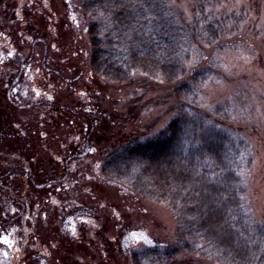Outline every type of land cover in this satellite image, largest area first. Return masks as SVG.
Masks as SVG:
<instances>
[{"label":"rangeland","instance_id":"374dc122","mask_svg":"<svg viewBox=\"0 0 264 264\" xmlns=\"http://www.w3.org/2000/svg\"><path fill=\"white\" fill-rule=\"evenodd\" d=\"M79 1L1 0L0 153L22 160L20 174L2 171L1 193H20L31 180V210L13 203L26 215L24 227L22 215L0 208V264H131L134 249L174 243L176 224L163 207L102 179L96 168L110 150L166 125L175 115L173 87L89 74ZM226 1L245 6L258 33L217 54L223 71L202 90V106L235 100L255 126L249 200L264 222V0ZM26 171L31 179L23 185ZM9 229L18 233L7 243ZM196 259L181 254L173 264H209Z\"/></svg>","mask_w":264,"mask_h":264},{"label":"trees","instance_id":"16d2710c","mask_svg":"<svg viewBox=\"0 0 264 264\" xmlns=\"http://www.w3.org/2000/svg\"><path fill=\"white\" fill-rule=\"evenodd\" d=\"M78 7L87 20L89 74L173 87L175 115L166 125L110 150L96 167L102 179L163 207L176 224L172 245L134 249L131 264H173L181 254L209 264H264V222L249 200L255 126L243 104L205 110L201 98L223 71L217 54L258 33L249 10L226 0H80ZM17 233L9 229L2 239Z\"/></svg>","mask_w":264,"mask_h":264},{"label":"flooded vegetation","instance_id":"af4514ba","mask_svg":"<svg viewBox=\"0 0 264 264\" xmlns=\"http://www.w3.org/2000/svg\"><path fill=\"white\" fill-rule=\"evenodd\" d=\"M28 4L30 5H33L32 2H28ZM21 6V4H19ZM0 7H1V0H0ZM86 64V66L88 65V62L85 61L84 62ZM15 92V91H14ZM8 158V159H7ZM21 162L22 160L19 159L17 160V158H12L10 156H5V154L0 153V208H3L4 207V204H6L8 207V209L10 210V212H21V210L17 209L16 207L14 208L13 207V203H18L22 206H24V208H26V212H30V208H31V205L28 201H26L25 199V196L27 195L28 193V188L31 184V180L26 184V181L28 179H31L28 174V172L26 171L25 175L26 177L24 179L21 180L22 184L25 185V189L23 191H21L20 193H16L15 190L12 189H9L10 191L7 192L8 193V196H4L6 194H2L1 191V183L3 182V173L6 172V170H13V172H11V174H5V176H9V177H14L18 174L21 173ZM3 171V173H2ZM20 172V173H19ZM7 173V172H6ZM49 202V200L47 201ZM26 215L23 217V220H24V224L23 226L26 227V221H25V218ZM23 227V228H24ZM17 236L14 237V240H16Z\"/></svg>","mask_w":264,"mask_h":264}]
</instances>
